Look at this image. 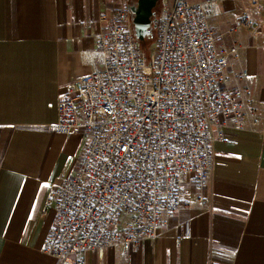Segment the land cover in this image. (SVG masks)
Segmentation results:
<instances>
[{
    "label": "built area",
    "instance_id": "1",
    "mask_svg": "<svg viewBox=\"0 0 264 264\" xmlns=\"http://www.w3.org/2000/svg\"><path fill=\"white\" fill-rule=\"evenodd\" d=\"M225 1L164 4L148 53L124 5L81 53L90 71L61 93L51 127L84 139L76 173L46 201L56 219L43 251L58 264H86L87 251L102 257L106 248L155 239L182 206L183 179L207 185L214 143L229 130H260L264 101L232 85L248 74L233 71L236 45L219 50L210 26Z\"/></svg>",
    "mask_w": 264,
    "mask_h": 264
},
{
    "label": "crops",
    "instance_id": "2",
    "mask_svg": "<svg viewBox=\"0 0 264 264\" xmlns=\"http://www.w3.org/2000/svg\"><path fill=\"white\" fill-rule=\"evenodd\" d=\"M256 3L261 10L251 0H227L209 22L219 50L237 47L233 71L248 74L232 85L264 101V0ZM124 5L0 0V264H58L43 251L56 219L46 201L76 173L84 139L51 127L61 93L90 71L81 53L95 47ZM259 129L229 130L214 143L207 185L200 189L191 176L183 179L182 206L155 239L81 258L86 264H264V121Z\"/></svg>",
    "mask_w": 264,
    "mask_h": 264
},
{
    "label": "water",
    "instance_id": "3",
    "mask_svg": "<svg viewBox=\"0 0 264 264\" xmlns=\"http://www.w3.org/2000/svg\"><path fill=\"white\" fill-rule=\"evenodd\" d=\"M159 0H134L127 5L134 37L143 44L147 39L153 37L157 28L158 20L153 11Z\"/></svg>",
    "mask_w": 264,
    "mask_h": 264
},
{
    "label": "rangeland",
    "instance_id": "4",
    "mask_svg": "<svg viewBox=\"0 0 264 264\" xmlns=\"http://www.w3.org/2000/svg\"><path fill=\"white\" fill-rule=\"evenodd\" d=\"M172 0H161V8H160V11H162L163 9V5L164 4H167L171 2ZM191 1H200V0H191ZM155 32H156V29H155ZM155 40H156V34L155 36H153L151 39H147L146 42H145V47L148 48V52H150V50L152 49V47L154 46V43H155Z\"/></svg>",
    "mask_w": 264,
    "mask_h": 264
},
{
    "label": "flooded vegetation",
    "instance_id": "5",
    "mask_svg": "<svg viewBox=\"0 0 264 264\" xmlns=\"http://www.w3.org/2000/svg\"><path fill=\"white\" fill-rule=\"evenodd\" d=\"M133 2L134 0H126V4L128 5L129 3ZM160 8H161V0H159L156 8L153 10L155 12L156 19L159 20L160 17Z\"/></svg>",
    "mask_w": 264,
    "mask_h": 264
},
{
    "label": "trees",
    "instance_id": "6",
    "mask_svg": "<svg viewBox=\"0 0 264 264\" xmlns=\"http://www.w3.org/2000/svg\"><path fill=\"white\" fill-rule=\"evenodd\" d=\"M155 34H156V32H155V30H154V32H153V36H155ZM145 42H146V41H145ZM145 42H144L143 44H141V47H142V49H143L145 52L148 53V48L145 47Z\"/></svg>",
    "mask_w": 264,
    "mask_h": 264
}]
</instances>
